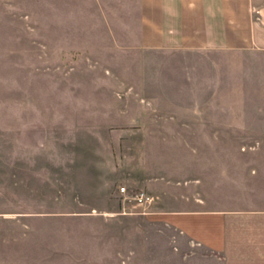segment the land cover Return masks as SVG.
Segmentation results:
<instances>
[{"label":"crops","instance_id":"obj_1","mask_svg":"<svg viewBox=\"0 0 264 264\" xmlns=\"http://www.w3.org/2000/svg\"><path fill=\"white\" fill-rule=\"evenodd\" d=\"M93 5L102 29L87 43L110 57L95 64L136 107L120 127L141 132L134 173L104 207L0 206V264H264V0ZM156 146L184 147L181 164L149 160Z\"/></svg>","mask_w":264,"mask_h":264},{"label":"rangeland","instance_id":"obj_2","mask_svg":"<svg viewBox=\"0 0 264 264\" xmlns=\"http://www.w3.org/2000/svg\"><path fill=\"white\" fill-rule=\"evenodd\" d=\"M92 8L93 0H0L2 207L46 217L76 210L77 197L104 207L117 176L134 173L141 132L120 128L135 124L134 99L118 93L113 67L95 64L110 57L102 43H87L102 29L101 17L87 14ZM149 148L160 152L149 160L171 167L185 153Z\"/></svg>","mask_w":264,"mask_h":264},{"label":"built area","instance_id":"obj_3","mask_svg":"<svg viewBox=\"0 0 264 264\" xmlns=\"http://www.w3.org/2000/svg\"><path fill=\"white\" fill-rule=\"evenodd\" d=\"M122 189V191H125V187H122L121 188ZM135 199L138 201V203H140V204H145V203H151L152 202V200H153V197L152 196H150V195H148L147 193H145V192H141V193H139V194H136L135 195Z\"/></svg>","mask_w":264,"mask_h":264}]
</instances>
